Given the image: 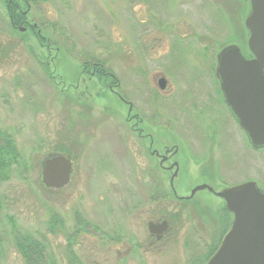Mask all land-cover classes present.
I'll return each instance as SVG.
<instances>
[{
  "label": "rangeland",
  "instance_id": "rangeland-1",
  "mask_svg": "<svg viewBox=\"0 0 264 264\" xmlns=\"http://www.w3.org/2000/svg\"><path fill=\"white\" fill-rule=\"evenodd\" d=\"M27 2V19L52 46L13 32L0 0V128L19 152L0 176V264H25L14 227L42 240L57 264H204L223 202L206 189L179 198L201 184L218 191L254 181L264 192V148L233 125L211 69L212 51L224 45L250 54L247 0ZM87 58L102 60L118 85L80 82ZM134 121L178 146L171 185ZM56 148L71 157L73 174L64 188L48 189L41 167ZM51 214L61 223L50 228ZM163 220L168 229L156 240L147 224Z\"/></svg>",
  "mask_w": 264,
  "mask_h": 264
},
{
  "label": "water",
  "instance_id": "water-1",
  "mask_svg": "<svg viewBox=\"0 0 264 264\" xmlns=\"http://www.w3.org/2000/svg\"><path fill=\"white\" fill-rule=\"evenodd\" d=\"M249 4L244 24L249 33L247 46L252 57L246 58L236 44L226 45L217 52L215 75L250 145L260 149L264 148V0H249ZM157 85L164 90L165 78L159 77ZM130 111L129 104L128 114ZM72 173L69 155H49L42 163L41 183L48 189H62L70 182ZM203 189L220 198L232 216L227 231L205 264H264V192L254 181L218 191L201 184L182 198L189 199ZM167 228L166 220L147 224L148 232L156 239H161Z\"/></svg>",
  "mask_w": 264,
  "mask_h": 264
},
{
  "label": "trees",
  "instance_id": "trees-1",
  "mask_svg": "<svg viewBox=\"0 0 264 264\" xmlns=\"http://www.w3.org/2000/svg\"><path fill=\"white\" fill-rule=\"evenodd\" d=\"M3 4L6 9V13L8 15L9 25L13 32H17V26H22L23 20L22 16H18L19 12L16 10L15 5L17 4V0H3ZM38 27V26H37ZM39 28V27H38ZM29 34L33 36L36 41L39 43L41 47L48 45L50 47L51 41L47 39L46 35H33L30 30H28ZM19 32V31H18ZM17 32V33H18ZM18 35H24L19 34ZM52 46V45H51ZM1 56H4V53L1 51ZM42 66L46 69L47 74L50 76L49 69L47 65H44V62H40ZM85 66L84 71L87 73L88 76L95 78L98 82L102 84L114 85L118 84L117 78L115 74L104 64V62L100 59L95 58H87L85 61L82 62ZM82 65L80 64V69ZM93 72V73H92ZM115 85V86H116ZM64 153L61 148H56L52 151V153ZM19 158V152L14 140V137L8 133L6 130L0 128V176H4L7 174L8 169L17 163ZM187 201V200H184ZM222 217L220 219V232H218V240L216 243L209 247V250L206 254L205 261L213 254L216 250L219 241L222 235L228 229L231 215L227 212L224 207V203L222 205ZM79 224L81 223L82 226H85L87 223L82 222L81 220L78 221ZM60 217L56 214H51L50 216V228L53 227L55 224H60ZM12 238L13 243L18 251V253L23 258L25 264H57L54 260L49 258L46 253V246L44 242L34 235L23 232L18 228H13L12 230ZM0 246H1V239H0ZM205 263V262H204Z\"/></svg>",
  "mask_w": 264,
  "mask_h": 264
},
{
  "label": "flooded vegetation",
  "instance_id": "flooded-vegetation-1",
  "mask_svg": "<svg viewBox=\"0 0 264 264\" xmlns=\"http://www.w3.org/2000/svg\"><path fill=\"white\" fill-rule=\"evenodd\" d=\"M247 3H248V11H247V14H248L249 9H250L249 0H247ZM23 5H24V9H23ZM15 8L19 12V15L18 16H22L21 18L23 20V24H24L25 30H30L31 33L34 36L40 34V29L37 27L38 25L36 23H34L32 21H29L27 19V15L29 14V10H30V5L27 2V0H17V4L15 5ZM16 28H19V30H20L21 26L20 27L17 26ZM246 32H247V35L249 36V33H248L247 29H246ZM247 40H248V38H247ZM247 40H246V45H247ZM230 44H236V43H230ZM236 45H238V44H236ZM224 46H226V45H224ZM224 46L220 47L216 52L215 51H212V54H211V56H212V59H211V69H212V73H213L212 76H214V80H215V89L219 92V95H220V98H221V105L225 108V110H226L227 114L229 115L231 121L232 122L234 121L233 123H235V124H233V125L235 127H237V130L239 129L245 135V133H244L241 125L238 122V119L236 118V116L234 115V113L232 112V110L230 109V107L227 105V103L225 101V98H224V96L222 94L221 88H220L219 80H218V78L215 75L216 55H217V52L221 48H223ZM238 46H239V48L241 50V46L240 45H238ZM44 47L46 49H49V46L48 45H46ZM247 48H248V46H247ZM241 53L246 58H251L252 57L251 54L246 55L244 52H242V50H241ZM81 65H82V67L80 69V77L78 78V80H80V82H83L85 80V78H81L82 75L85 76L86 78L91 79L92 77L88 76L87 73L84 71L85 66L83 64H81ZM78 82L75 85L72 86V88L74 90L77 88V86L79 84ZM105 85H106V88L107 89L111 90V89H113L115 87L116 84L114 85V87H112V85H108V84H105ZM166 85H167V82H166ZM165 88H166V86H165ZM204 104L208 105L209 104V99H208V101H206V103H202V106H198V108H199V110H198L199 115H201L202 112H203V110L205 109ZM133 115H130V118H131V116L133 117ZM132 119L133 120L134 119L136 120L137 119V116L133 117ZM136 121H137V124H138L139 121H140V119H137ZM144 126H145V124H143V127H138V125L136 126V122L134 121L133 124H132V126H131V129H132V131L134 133H136V135L138 136V138L143 139L144 142L147 141V147H146L147 153L149 154L150 157H154V158H156L158 160V165H159L158 167H159L160 170L166 171V172H169L170 173V177L169 178L171 180L172 178H174V176L177 175V173L179 171L178 162H177V159H176V155L179 152L178 146L177 145H171L170 147L166 146L165 142L161 138H157L156 139V137L153 135L152 131L150 129H147ZM149 127H152V126L149 124ZM245 137H246V135H245ZM246 141L250 145L249 141L247 140V137H246ZM144 146H145V144H144ZM191 198H189V199H191ZM179 199H181V200L182 199L183 200H189V199H184V198H179ZM151 235H153V234H151ZM153 236L156 239L155 235H153ZM156 240H159V239H156Z\"/></svg>",
  "mask_w": 264,
  "mask_h": 264
}]
</instances>
